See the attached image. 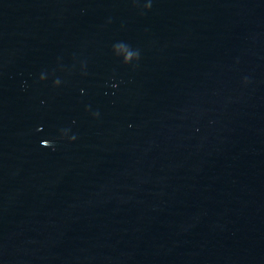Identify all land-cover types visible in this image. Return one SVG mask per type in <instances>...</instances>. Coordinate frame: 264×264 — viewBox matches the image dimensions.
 Segmentation results:
<instances>
[{"label": "water", "instance_id": "water-1", "mask_svg": "<svg viewBox=\"0 0 264 264\" xmlns=\"http://www.w3.org/2000/svg\"><path fill=\"white\" fill-rule=\"evenodd\" d=\"M0 264H264V0H0Z\"/></svg>", "mask_w": 264, "mask_h": 264}]
</instances>
